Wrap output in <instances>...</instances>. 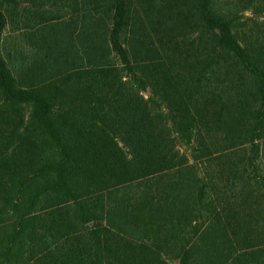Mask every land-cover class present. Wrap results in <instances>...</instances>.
<instances>
[{
    "label": "trees",
    "instance_id": "1",
    "mask_svg": "<svg viewBox=\"0 0 264 264\" xmlns=\"http://www.w3.org/2000/svg\"><path fill=\"white\" fill-rule=\"evenodd\" d=\"M21 1L0 264H264V0Z\"/></svg>",
    "mask_w": 264,
    "mask_h": 264
},
{
    "label": "rangeland",
    "instance_id": "2",
    "mask_svg": "<svg viewBox=\"0 0 264 264\" xmlns=\"http://www.w3.org/2000/svg\"><path fill=\"white\" fill-rule=\"evenodd\" d=\"M21 3H23L21 0H19ZM26 1V0H24ZM263 4L257 5L252 7L250 10L246 12V16H249V19L243 18L241 22L243 23L241 26H243L244 30L242 32V35L245 37L252 36V34L255 32L257 33V30L260 28L261 31L264 32V6L261 7ZM25 4H22V7H24ZM264 34V33H263ZM253 37L255 35L253 34Z\"/></svg>",
    "mask_w": 264,
    "mask_h": 264
}]
</instances>
